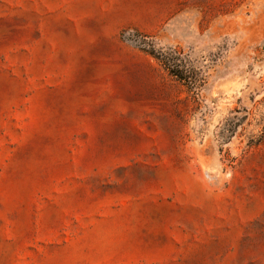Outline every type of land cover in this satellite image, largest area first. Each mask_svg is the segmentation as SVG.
<instances>
[{
  "label": "rangeland",
  "instance_id": "374dc122",
  "mask_svg": "<svg viewBox=\"0 0 264 264\" xmlns=\"http://www.w3.org/2000/svg\"><path fill=\"white\" fill-rule=\"evenodd\" d=\"M0 264H264V0H0Z\"/></svg>",
  "mask_w": 264,
  "mask_h": 264
},
{
  "label": "trees",
  "instance_id": "16d2710c",
  "mask_svg": "<svg viewBox=\"0 0 264 264\" xmlns=\"http://www.w3.org/2000/svg\"><path fill=\"white\" fill-rule=\"evenodd\" d=\"M147 52H149L151 56L156 58L178 81L193 88L194 83L192 81H189V78L186 77L181 70L177 69L178 67H174V65H171L170 59L164 57L161 54H156L154 51H147Z\"/></svg>",
  "mask_w": 264,
  "mask_h": 264
}]
</instances>
